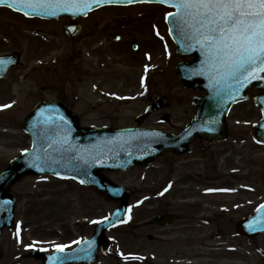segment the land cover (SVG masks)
I'll list each match as a JSON object with an SVG mask.
<instances>
[{"label":"flooded vegetation","instance_id":"1","mask_svg":"<svg viewBox=\"0 0 264 264\" xmlns=\"http://www.w3.org/2000/svg\"><path fill=\"white\" fill-rule=\"evenodd\" d=\"M107 14L95 11L85 18L55 24L57 35L67 41L63 54L71 55L70 63L75 62L71 68L79 73L83 86L77 91L69 83L65 94L58 90L56 95H44L36 102L64 101L79 115L83 126L147 128L178 134L198 115L194 100L199 102L205 93L183 90L191 93L190 98L177 100L169 91L166 21L162 26L141 24L128 19L108 20ZM72 33L77 36L72 38ZM68 45L77 48L68 52ZM127 49L140 53L138 77L133 73L135 58L124 56ZM66 72L61 68V75ZM254 95V91L249 93V102ZM79 98L83 112L77 110ZM177 108L182 110L180 116ZM126 113L130 121L122 125ZM94 114L101 118L93 120ZM229 130L232 137L231 126ZM191 145L189 154H166L144 167L141 192L145 195L142 200L135 195L131 203H135L138 212L142 210V221L134 229L143 231V236L137 238L144 245L132 247H144L143 264H233L235 260V264H264V247H244L247 245L232 242L241 220L234 216L237 208L232 204L237 205L239 196L247 193V181L235 175L230 184L227 178L231 173L222 174L218 164L221 156L210 153L215 144L207 143L206 136ZM203 181L219 185L202 187ZM65 227L69 234L82 228L77 222H69ZM119 256L113 247L105 254L115 261L120 260Z\"/></svg>","mask_w":264,"mask_h":264},{"label":"rangeland","instance_id":"2","mask_svg":"<svg viewBox=\"0 0 264 264\" xmlns=\"http://www.w3.org/2000/svg\"><path fill=\"white\" fill-rule=\"evenodd\" d=\"M151 9H155L154 11ZM103 10L107 12L108 20L128 19L133 23L142 20L155 21V24L162 26V16L166 10H159L158 7L133 6V9L107 7ZM159 10V11H158ZM105 14V12H103ZM141 14V15H140ZM144 15L143 17H141ZM143 24V23H141ZM149 24V23H146ZM57 25L54 23L26 21L19 15L8 10H0V55L20 53L22 54V64L13 69L6 80H0V108L5 105L11 107L3 108L0 111V173L8 166L9 162L21 155L31 147V139L22 128V120L30 113L36 101L41 96L48 94L56 95L58 90L65 94L67 84L72 83L79 91L83 85L79 81L78 72L72 70L70 54L64 56L66 40L62 36H57L55 31ZM42 42V43H41ZM169 58L167 80L168 88L177 100L189 99L191 93L185 92L176 78L175 65L181 58L175 53V46L169 42ZM68 52L77 46L68 45ZM50 52V53H48ZM63 54V55H62ZM126 58H135L133 71L139 76L138 67L141 66L140 53L135 54L127 49ZM67 59V60H66ZM68 61L70 64H67ZM64 68L67 72L61 75L60 70ZM60 76H56V75ZM60 78L57 81V78ZM136 85L138 79H136ZM73 101V98H71ZM77 110L82 109V101H76ZM182 114V110L177 108V116ZM128 113L123 117V123L129 124ZM101 118L100 115L91 116L93 120ZM259 119V113L252 104H242L234 108L229 119L232 130V140L228 143L215 146L210 153L220 154V171L244 173L242 179L247 181L248 192L239 196V203L234 204L237 210L234 212L236 219H241L264 200V148L253 144L249 131L251 123ZM241 138H246L245 142ZM237 139V141H235ZM226 166V167H224ZM113 180L132 188L142 191L143 170H132L127 173H117L110 176ZM227 180L234 183L232 177ZM213 187L219 184L201 183ZM206 184V185H205ZM222 184H220L221 186ZM138 190V191H139ZM12 194L16 198V224L11 231L5 230L1 240L0 264H41L40 262L27 259L28 251L31 249H47L51 251L57 245H65L69 241L79 239L82 233L76 232L68 235L70 220L75 221L77 216L86 215L88 224L93 217L107 218L114 206L100 199L91 190L80 187L71 181H60L53 177H28L21 183L13 187ZM145 195L138 192V196ZM75 216V217H74ZM74 217V218H73ZM84 221V218H81ZM142 221V210L136 211L135 220L132 225L116 231L114 239L118 237L122 242L124 253H137L142 255L144 247H132L133 244L144 245L142 230H135V226ZM19 226V232L18 228ZM84 234H89L90 230L84 228ZM140 234L139 236H137ZM234 244L247 245L244 247H264V236L252 241H245L233 237ZM33 242H36L35 244ZM116 243V241H115ZM116 250L120 247L115 245ZM237 260L232 261L235 264ZM99 264H130L127 262L115 261L109 257H102ZM141 264V263H140Z\"/></svg>","mask_w":264,"mask_h":264},{"label":"water","instance_id":"3","mask_svg":"<svg viewBox=\"0 0 264 264\" xmlns=\"http://www.w3.org/2000/svg\"><path fill=\"white\" fill-rule=\"evenodd\" d=\"M121 4L126 3L122 2ZM27 16L58 20L63 17L75 19L81 15L60 12L55 16H37L31 13ZM168 24L173 38L179 45L178 53L183 56L195 54L201 57L198 47L188 48L187 42L175 30L174 24L169 20ZM15 65V57L0 58V78H3L7 71ZM179 69L185 85L193 87L187 67L181 66ZM261 77V79L253 80L244 86L233 82L231 88H228L227 85L222 88L214 87V91L210 92L203 101L205 104L202 108L201 118L194 123V133L204 131L207 133L208 140L217 141L225 138L223 137L225 118L231 106L245 100L247 91L251 87H255L262 93L256 99V103L264 114V74H261ZM206 86L209 87V90L213 88L212 83L208 86V81ZM198 124L201 128L197 130L196 125L200 127ZM192 128L193 126L188 130ZM23 130L32 136L31 151L13 160L0 175V237L5 227L12 228L15 217V200L8 193L12 186L26 176L49 174L60 178H75L82 184L93 188L109 202L120 205L109 221L97 226L93 238L82 243L68 259L65 257L66 254L62 253L53 256L30 253V256L41 258L43 264H53L54 257H59L55 264L95 262L97 249L100 245L105 247L107 245L105 232L126 216L127 205L131 198L129 191L106 179L102 175L103 171H128L135 166L144 165L153 156H159L172 150L170 142L173 141L172 139L164 140L157 134L142 130L115 131L93 128L78 130L76 117L61 104L37 106L23 122ZM252 134L256 142L264 145V117L254 127ZM3 214H5L4 217H2ZM261 221H264V209L260 208L254 216L240 225V230L247 232L248 235L250 233L251 236L264 233V223ZM252 225L256 227L252 228Z\"/></svg>","mask_w":264,"mask_h":264},{"label":"snow or ice","instance_id":"4","mask_svg":"<svg viewBox=\"0 0 264 264\" xmlns=\"http://www.w3.org/2000/svg\"><path fill=\"white\" fill-rule=\"evenodd\" d=\"M122 2L128 5L159 3L174 9L167 13L166 19L174 24L188 48L198 47L205 57L204 65L213 87L231 88L233 82L244 86L262 78L264 0H0V6L25 15L55 16L60 12L83 15L95 6ZM8 107L11 105L3 106ZM105 222L93 221L94 224ZM66 247L57 245L55 250L63 252ZM58 259L54 257L53 264Z\"/></svg>","mask_w":264,"mask_h":264}]
</instances>
